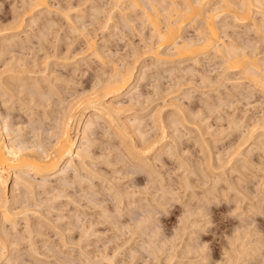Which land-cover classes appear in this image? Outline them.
Here are the masks:
<instances>
[{
  "label": "rangeland",
  "instance_id": "obj_1",
  "mask_svg": "<svg viewBox=\"0 0 264 264\" xmlns=\"http://www.w3.org/2000/svg\"><path fill=\"white\" fill-rule=\"evenodd\" d=\"M24 1L27 2V0H24ZM24 1L23 0H0V45L1 44L6 45L5 47L3 45L0 46V49H2L4 51L3 52L0 50V53H1V55H0V70L2 69L0 71V73L2 74L4 72L3 75H1L0 77H2V76H3L2 78H5L6 76L8 77L9 74H8V72H6V69H8L10 66L12 67L13 63L16 64V62H17L16 60L20 59L19 57H21L20 56L21 54H22V58H23V56L26 54V52L30 51L28 49V51H25L24 55H23L24 52H20V51H24V50H20V49H25L26 48L25 45H27L29 47V45L31 43H33L30 45V47H32V50L34 48L38 49V47L42 45L41 47H39L41 50L38 49L41 53L35 49L36 51L31 50L33 53L30 51L29 54L27 53L28 55L26 54L28 57L30 55V53L33 55L35 52L34 55H36V57H34V59L37 62L39 61V63H38L39 65L41 64L43 66V63L46 64L49 60H51V62H49L47 67H46V68L51 69V70H47V69L45 70V72L48 73V75H47L48 78L46 77V74H45V76H43L44 72H40L41 74H35V75H37V77H35V78H37L38 80L40 79L39 81L43 80V81H41V83L43 82L41 84V86H42L41 90L44 92L42 97L44 98L43 101L45 103L43 102L42 106L45 105L44 106L45 108L48 107L47 108L48 111H46L47 109H45V111H44L43 110L44 108L40 107L41 104L39 107H36L37 103L33 102L32 99L30 100V98H31L30 88L32 87V84L34 83L33 80L29 81L27 79V82L29 81L30 84L28 82V84H29L28 88H26L25 91L20 93L18 98H17V96H15L12 98V99L15 98L14 100L10 99L11 102H10V100H8V102H10V103H8V104L6 103V104H7V107L10 109L5 108V105L3 104V102H1V101H3V99L1 100L2 97H0L1 111L3 110V112L6 113V111H5V109H6L8 112L5 115L10 114L11 118H12V116H15L12 118L15 120H11V121H12V123L15 122V123H13V126L15 125L16 129L19 126H20V128L23 127L21 133H22V136L25 137L24 141L26 140V138L29 141L28 138L31 139L34 136V135H32V133H33L32 131H34V133L36 135L37 134L41 135L42 136V137L40 136L41 138L45 137L44 139L46 141L47 136L50 138V134L47 135L46 133H48V131L50 133L49 129L52 130L55 128V127H53V125L56 124L55 121L57 120L56 115H58V111L60 110L59 114H61V110L63 113L65 110L64 107L67 106L68 103H70V102H68L69 100L73 101L74 99L78 100V99L82 98V97H80V95H82V94L84 95V93H81V92L86 93L87 90H91V88L94 87L96 80L97 81L99 80L100 75L104 79L105 78L107 79L108 77H110L109 75L111 73L109 74L108 72L113 71L112 66L116 65L117 62L121 66H122V64H124L123 68L128 66V65L132 66V64L134 63V64H136L135 65L136 71H135V79H134L132 86L137 85L138 88L136 86L135 89L133 90V92H131V93L128 92L129 90L127 92L125 91L124 92L125 95L122 94V97H120L117 100L115 99V101H119L122 98L121 101H119V102H121V103L124 102L122 104L123 109L121 111L122 112L121 116L123 118H125L127 120L128 119L132 120L134 118H135V120L138 119V122L141 121V123H142L140 126L141 129L148 128V129H146L147 131H149L147 134L146 130L140 129L141 130L140 131V130H138L140 128L139 126H137V125L134 126L135 124L133 125L134 126L133 130L136 127L135 131H137L134 134V137H136L135 140L137 139L140 142V143L137 142V144L138 143H139V145L144 144L143 149H145V147H146L147 150L150 149L149 148L150 146L152 148L156 145L155 148H157V147H160L161 145H163L161 147L162 148L164 147L165 150L162 151L163 153L161 152L162 154H158L159 153L158 149L155 150L152 148L153 150L152 149H151V151L149 150L150 152H148L147 158H149L150 160H153V168H154L153 171H155V172L153 173V176H151L152 178L150 179L146 175L148 173L144 174L141 171V173L138 175L141 180L139 183L136 184L134 182V177L137 176L136 174L135 175L130 174L128 176L126 175V177L123 176V175H125L123 173H125L126 170H127V172H128V170H131V167L129 168V167H125L124 165H121L123 163L120 160H118L119 161L118 163L121 162L120 164H118V163H117L118 165L115 164L114 162L117 160L116 157L118 155L114 156V154H116L117 152L114 150H112V151H108V149H106L107 151L105 150V147H108L107 144L109 142H111L110 144H112V146H113V142L118 144V142L120 141L114 135L111 136V133L113 134L115 125H112L113 126L112 129L111 128L109 129L110 126H108L107 124L102 122L105 125H107L108 128L104 129L107 126L102 124L105 127L104 128L99 127L101 129L96 128L95 130L97 132L92 131L93 130L92 129V130H90L92 132L87 131L88 132V133H86L87 135H85L83 133L85 135V137L88 139L87 141H89L88 142L89 145L87 144L88 145L87 151H89V153H90L89 157L85 160V163L86 164L88 163L90 166L92 165V167L95 166L94 168H96V170L98 168L97 171H99V173L102 174L103 176H106L107 180H110L111 177L112 178L116 177V176L113 177L114 173H115V175L117 173L121 174V175L117 174V176H119V177H117L118 180H116L117 178H114L115 181L112 178H111V180L115 185L119 184L117 187H119V188L123 187L122 189L128 190L127 193L128 192L130 193V194H128L130 197L129 196H125V197H129L127 199L128 201L127 200L126 201H127V203L130 201L132 204L131 203H130V205L128 204L129 207H127V209L125 208V212L127 211L126 216L124 215L123 216L124 218H122L121 221H127L128 220L127 223L128 222L132 223L131 222L132 220H130V219L134 218L135 216H136V218H135L136 220H138V218L140 220V219L144 218V216L146 215L144 213H146V211H148V209H152L153 214L156 213L155 217H153L154 221H152V223L153 222L154 223L152 224L150 222L151 224H149V225H151V226H149V228H152V229H148V228L144 229L145 231L147 230L146 232H148V231H149V233L152 232L151 235L154 234V236L152 235V237H150V238L154 239L151 241H154V243H155V244L152 243V245H154V246H151L152 248L149 246L147 247V245H149L147 243L148 241L144 242L141 239H139L140 233L138 234V236L136 235V239H138V242H135V243L131 242V244L127 243V245H126V243H123V240H121L122 237L126 238V237L130 236V234H128L127 232H126L127 236H124V234H122L123 236L121 235L122 237L119 239L120 241L118 240L116 242L115 238L118 239V237H117L118 233H116V230L113 231L112 228L110 229L111 226H108V224H106V223L102 225V223H100V216L98 215V212H97V211H99L98 208L95 209V208H86L87 206L84 207V205L87 204V200L85 202L83 201V203H82V201L80 200L81 198L78 195L77 196L80 198L79 201H81L80 203L84 207L83 210L85 211V208H86V212H84V211L83 212L87 213V215H89L90 217L89 216L84 217V220H83V215L81 216V213H83V212H81L82 206L77 207V205H74L73 202H71V204H69L65 208V206L63 207V206L58 204L61 202L60 200H59L60 202L59 201H54V202H55V204L57 203V205H59L58 207H60L61 209L59 210V209H57L58 208L57 207L55 209V210H57L56 212L53 210L54 208L50 209V211H49L48 207H50V206L48 204H50V205L54 204V202L52 203V201L47 202L48 198H50V196H51V194H49L50 192L48 193L47 191H43L44 193H41L42 191L37 189L36 195L38 194L37 195L39 198L38 202H39V204L42 202L40 204V206H42L41 211L43 210L44 215L47 217L46 218L45 216H43V218L45 217V219H46V220H43L42 216H36L37 220H41V221L43 220L42 221L43 222V231L45 230V232H43L44 236L41 235L43 238L42 237L38 238V236H35V241L36 242L39 241V243H40L39 244L37 242V246L39 247V251L41 253V256L39 255V257H42V258H39L38 255H34L32 257V255L29 254L30 248H29V246H27V245H29V244H27L28 241L25 240V243L20 242L23 240L18 238L19 237L18 236V237H16L15 241L18 243V241L20 240L19 244H21L22 247H19V244L16 246H14V244H12L11 249H12L13 258L15 255H18V254L14 255V253H16V251L14 252V249L16 250V247H17V250H18L17 252L19 253V255L15 256V258L17 257L16 260L12 258L15 262L12 260L13 262H11V264L12 263L13 264H35V263L36 264H44V261H45V264L46 263L47 264H50V263L51 264H54V263L59 264L58 263L59 261H61L60 264H62V263L63 264H74V263L86 264L88 261L89 262L87 264H153V263H155L154 261L157 260L158 258H159L158 262L156 261L157 264H167V263L168 264H205L206 260H210V264H218V262H219V264H227L228 262H229V264L230 263L235 264L234 263L235 261H238L239 262L238 264H264V245H262V243L264 242V241L262 242V240H264L263 239L264 238V151H263L264 150L263 149L264 148V144H263V142H264V130H261V129H264V126L261 127L262 124L264 125V123H262V121L264 122V93L262 92V89L259 86L256 87V85H254L253 82H250V79L247 80L248 77L244 75L245 73L243 70H238V71H232L231 70L230 71L229 68L225 65L226 63L224 64L225 61L223 59H221V58H217V59L215 58L214 59V56L211 55L212 51L210 53H205V54L201 55V58L203 61H201L202 64L200 63V65L198 67L191 64L192 60H181V59H179V57L177 55V51L172 52L173 50H175L172 46H165L166 48L165 47L163 48L162 53L165 54L167 52L168 54L170 53L171 56L165 54L167 56H165V58H164V55H163L164 60H159L160 62L158 60H156L154 57H151L150 55L146 56V54H149V52L148 53H146V52L152 46L158 45L160 42L159 41L160 39H158V35H156V33H154V30L152 29V26H151V22L148 21V19L146 17H143L144 15L142 16V14H144V13L141 14L142 10L139 8L137 9V7L135 9V7L130 5V4H128V5L132 6V7L127 9V6H126L127 3H125V2H124L125 5L122 4L123 3L122 2L121 3L122 6H121V4L118 3L116 0H48L49 4L52 5V7L55 9V11H56V9H60V7H61V10H62V8H65V10H62V11L57 10L55 12L53 10V8H51L52 9L51 11H47L46 9H44L45 11L42 10L40 13L36 12L37 14L35 16H33L34 14H32V13H31L32 16H28V15L23 16V15H25L24 13H26L25 10H27L26 6H28V4H29V1L27 2V5L25 4L26 2H24ZM69 4H71V5H69ZM72 4H73V6H72ZM167 4H168V2H167ZM118 5H120V6H118ZM69 6L72 7L73 9H69ZM165 6H166V4H165ZM113 7H115V8H113ZM24 8H25V10L23 13L22 11ZM125 8H126V10H125ZM66 9L69 11H66ZM64 11L68 12L71 19L72 18L73 19L69 21V20H66L67 18L65 19L64 16L62 17V15L61 16L59 15V14H61L60 12L63 13ZM42 12L43 13L45 12L44 16H42V14H43ZM109 12H110V14H112L111 16L109 15ZM95 13H97V14H95ZM31 14H29V15H31ZM48 14L50 15V17ZM220 14H221V17H217L218 19L216 20L217 21L216 25L219 28L220 36H222L224 38L225 42L227 44H231V45L235 46L236 48L239 45L238 49H241V50L243 49V48H241V47H243V45L246 47L248 44H250V45H248V46H251L250 49L246 50L247 48H244L245 50L244 49L243 50L245 52L247 51L251 55L257 54V52L255 53L254 50H258L260 48V50H258L259 54H257V55H258V58H260V59L262 58V61L261 60L260 61L262 63H264V61H263L264 60V54H263L264 53V42L262 43L259 41L262 39V37L264 38V36H262V34H260V32L258 33L257 31H254L255 30L254 24H253L254 21L248 22L246 24V27H245V24H242L239 20L237 21V19H235L230 13L223 12ZM220 14H219V16H220ZM229 15H231V16H229ZM258 15L259 14H257V12L254 13V17L256 18L257 22L261 21L260 18L262 17L261 14L259 15L260 17ZM36 16L38 18H36ZM23 18H24V23L22 22V26L18 25V24H21V20H23ZM47 18L48 19L50 18L51 20L50 19L49 20L52 22L54 21V22L51 23ZM52 18L55 20H53ZM16 19L18 21L20 19V22H16L17 21ZM30 19L32 21H30ZM34 19L35 20L37 19L36 20L37 22ZM33 20H34V23H33ZM44 20H46V21H44ZM14 21L17 24H15ZM55 21L57 22V24ZM226 21L229 23H227ZM70 22H71V24H70ZM104 22H106V23L104 24ZM32 23H33V25H32ZM101 23H102V25L103 24L106 25L108 23L106 25L107 28L105 27L103 29L102 27L104 25L102 26ZM99 24H100V26H99ZM229 24H230V26H229ZM16 25H18V26H16ZM48 25H50L51 27H53V25H56L55 28L54 27L52 28V29H55L56 31L52 30V29H50V31H49L50 26H48ZM191 25H192V27L190 26V24H188L183 32L184 33L186 32V36H188V38H190V37L195 38L194 36H196V38H197V35H196L197 34V31H196L197 27L195 25H194L195 26L194 27L193 24H191ZM231 25L233 26V28ZM74 26H76V27H74ZM223 26L229 30H226ZM230 27H231V29H230ZM248 29H252V30L247 31ZM45 30H47L48 32ZM220 30H222V31H220ZM224 30H225V32L227 31V34L229 32V35L225 34ZM251 31H253V32H251ZM40 32H42V33L40 34ZM248 32H249V35H248ZM250 32H251L252 37L250 36ZM43 33H45V34H43ZM47 33H48V35H47ZM5 34H7V35H5ZM24 34H26V35L24 36ZM38 34L40 36L42 34L46 35V37L42 39V37L38 36ZM245 34L247 37L249 36L251 38H249V37L247 38L245 36ZM232 35L234 37H232ZM239 35L241 36V39H240ZM34 36H35V38H34ZM58 36H59V38H58ZM87 36L88 37L90 36L89 38H91V37L95 38L96 37V42H97L96 44L98 45V47H100V49H102L101 51L103 52V54L106 55V56L105 55L104 56L106 58H108L107 60H112V62L114 60V63L115 62L116 63L113 65L111 63V61L108 62L105 58H104V60H105V62L108 63V65H107V63L104 62V60L100 61V59H99V61H98V58H96L94 55H92L93 51H90L91 49H90V47H88L89 44L86 43V42H88ZM226 36L229 39H227ZM11 37L16 38L15 40H21L24 37H27V38L23 39L25 41L24 47L19 48L18 44H14L12 42V40H10ZM256 37L257 38L259 37L260 39L258 38V40H257ZM29 38H31L32 41L29 42L28 40H31ZM40 38L42 40H44L43 41L44 43L39 45V42L41 41ZM47 38H48V42H46ZM235 38L237 39V41L236 40H235V42L232 41V39H235ZM242 38H244L243 40L245 42L242 40ZM255 38H256L257 43H256V41L253 43ZM4 40H7L8 42L11 41L13 44L7 43ZM38 40H40V41H38ZM27 41H28V43L26 44ZM238 41L241 44H237ZM263 41H264V39H263ZM243 42L247 45H245ZM246 42H248V43H246ZM251 43L254 44L255 46L254 45L252 46ZM255 43L257 44V47H256ZM35 44H37L38 46H36ZM13 45H15L16 47ZM17 45H18V47H17ZM32 45H34L36 47H33ZM149 46H151V47H149ZM13 47L15 49H17L18 51L15 50V53H13L14 52ZM45 47H47V49H45ZM252 47H254V48L256 47V48L253 50ZM8 48H10L9 53L11 55L9 53H6V51H8L7 50ZM251 49L254 52L250 51ZM45 50L49 51L48 54H46L47 52ZM55 50H56L57 54L55 53ZM19 52L21 54H19ZM36 52L37 53L39 52V54L37 55ZM251 52H253V53H251ZM5 54H7V55H5ZM49 54H50V56L48 57ZM39 55L41 58L43 55H45L46 57L44 59V56H43V58L41 59L39 57ZM108 55L111 57L110 59H109ZM11 56H12V58L9 59L8 57H11ZM37 56L40 58V60ZM93 56H94V58H93ZM51 57H54L55 59L53 58V60H52ZM25 58H24V60H27L28 62L33 63V61H34L33 56L30 57L33 59L32 61L30 58H27V59H25ZM135 59H137L136 63H135V61H136ZM3 60H4V62L5 61H7V62H5V64H4ZM13 60L15 62L12 63L11 61H13ZM163 61H165V62H163ZM10 62H11V65H10ZM102 62H104V63H102ZM204 63H205V65H204ZM6 64L9 66H7ZM18 64L19 63L17 62L16 65H18ZM154 64H155V66H153ZM4 66H6V68H4ZM45 66L46 65H44V68H45ZM99 66H101V67L99 68ZM109 66H110V68H109ZM3 68H4V70H3ZM44 68L41 67L40 69L43 70ZM102 68H103V70H102ZM190 68L191 69L193 68V69L190 70ZM194 68H196V69H194ZM71 70L74 73H72ZM106 70H107V72H106ZM180 70H182V71H180ZM194 70H195V72H194ZM197 70H198V72H197ZM97 71H99V72H97ZM142 71H144V72H142ZM190 71H192L193 73ZM93 73H94V76H93ZM95 73H97V74H95ZM144 73L146 74L145 76L147 78L142 76V74L144 75ZM104 74L107 75V77ZM189 74H191V75H189ZM25 76H27V74H25ZM32 76H34V75H32ZM49 76H51V77L49 78ZM74 76H75V78H74ZM95 76H96V80H95ZM103 76H105V77H103ZM244 76L247 78H245ZM57 77H58V79H57ZM205 77H207V78H205ZM2 78H0V81L2 80ZM59 78H60V80H59ZM64 80L65 81L68 80V82H66V85H65ZM205 80L207 81V83ZM23 81L26 82V80H22L19 82V84H22ZM53 82L55 84H53ZM72 82L74 84H72ZM203 82H205V83H203ZM84 85H85V87H84ZM91 85H93V86H91ZM96 85L97 84H95V86ZM52 86L55 87V90H57V91L54 90L52 93H49V91H50L49 87L51 89ZM64 86H66V87H64ZM56 87L58 89H56ZM82 89H83V91H82ZM136 89H137V91H136ZM64 90H65V92H64ZM56 92H58V93H56ZM62 92H64V94ZM248 92L250 94H248ZM87 93H89V92H87ZM25 94H27V96ZM57 95H59V96H57ZM61 95H63V97ZM53 96H54V98H53ZM132 96H133V99H131ZM19 97H21V100L24 99L22 102L25 101V104H27L28 106L25 105L24 103L21 104L22 102H21ZM59 97H61V98H59ZM50 98L52 99L51 101H49ZM4 99H8V97L4 96ZM29 100H30V102H28ZM56 100H58V101H56ZM65 100L67 103L65 102ZM110 100H114V97L107 98V101H110ZM136 100H138V101H136ZM54 101H55V105H54ZM59 101H60V104L58 103ZM26 102H28V103H26ZM31 102H33V103L31 104ZM138 102H139V104H138ZM142 102H143V105H142ZM13 103H14V105H13ZM34 103L36 106L34 105ZM41 103H42V101H41ZM46 103H49V104L46 105ZM61 103H63V104L66 103V104H65V106H63V104L61 105ZM51 104L57 108H55L54 106H51ZM133 104H134V106H133ZM137 104H138V106H137ZM29 105H31V106H29ZM59 105H61V108L59 107ZM12 106H13L14 110H12L13 109ZM131 107H133V108H131ZM52 108H54L55 110ZM30 110L35 111V113L33 112L32 113L33 115H32ZM50 111L52 112V115H51ZM46 112H47V114H46ZM30 115H32V116H30ZM44 115H46V116H44ZM49 117H51V118H49ZM53 117L55 120H52ZM152 118L156 120V121L154 120V123L156 125L153 123ZM260 120H262V121H260ZM144 121H145L146 126L144 124ZM47 122H49V123H47ZM132 122H133V120H132ZM176 122H178V123H176ZM260 122H261V124H260ZM161 123H162L161 128L157 129V127H159V126H157V124L160 125ZM232 124L233 125L235 124L237 128L235 127V125L233 126ZM147 125H148V127H147ZM252 125H254V126L256 125V126L254 127ZM15 126H14V128H15ZM40 127L42 128V130L40 129L41 132L39 130ZM256 127H257L258 131H255V130L251 131V129H253V128L256 129ZM33 128L34 129L38 128L37 130H39V131L36 130L37 131V133H36V131L33 130ZM82 128H84V126ZM107 129H109L108 130L109 132L105 131ZM143 131H145V132H143ZM250 131L252 132L251 134L253 136L249 133ZM81 132H83V131H81ZM81 132L79 133V136H81L80 138H82L84 136L83 134H81ZM104 132L109 133L110 136L107 133L105 134ZM175 132L177 133L178 136L176 135ZM42 133L45 135H43ZM141 133H142V135L146 133L145 136L147 135L148 138L145 137L144 135L142 136ZM253 133H255V135ZM137 134H140V136L143 137V138H141L138 135L142 140H140V138L136 136ZM180 134H183V135H180ZM16 135H18V133ZM94 135H95V137H94ZM106 135H108V136H106ZM13 137L14 138L12 139V141H14V139L17 138V136H13ZM23 137H21V138L23 139ZM110 137H112V139ZM144 137H145V139H144ZM34 138H35V136L33 137V140H34ZM146 139L148 141H146ZM151 139H153L154 141L158 140V142L157 141L154 142ZM16 140H17V142L19 141L18 139H15V141ZM27 140H26V142H27ZM31 140H30V142L33 141V140L32 141ZM95 140H97V141L94 143L93 141H95ZM105 140H107L108 143ZM103 141H105V142H103ZM149 141H150V143H147ZM151 141H153V142L151 143ZM153 143H156V144H153ZM170 143H171V145H170ZM117 144H114V145H117ZM145 144H147L148 146H146ZM240 144H242V145H240ZM119 145H120V143H119ZM170 146H171L172 150L170 149ZM99 147H101V148H99ZM259 148H261L262 150H260ZM100 149L101 150L103 149L104 152H103V150L101 151ZM239 149H240V151H239ZM169 150L171 152L168 154ZM100 151L103 153H101ZM113 152H116V153H113ZM111 153H113V155ZM154 154H156V155L153 156ZM227 154H228V156H227ZM95 156H97V157H95ZM111 156L113 157L112 159H111ZM105 157H107V158H105ZM154 157H156V158H154ZM89 159H92V160H89ZM160 160L162 161V163H164V165L162 163H160ZM110 161L112 163H114L115 166L116 165L117 166L115 167L114 164L110 163ZM230 161H231V163H229ZM157 162H159V163H157ZM228 163H229V165H228ZM210 164H211V166H210ZM110 165H112L113 167H111ZM157 165H158V167H157ZM212 165H213V167H212ZM90 166H89V168H91ZM221 166H223V167H221ZM237 166H239V167H237ZM210 167H212V168H210ZM134 168L135 167H133L132 169H134ZM136 168L138 169V167H136ZM219 168H220V170H219ZM157 170H161L160 171L161 173L159 171L157 172ZM82 171H81V173L83 175H85L86 172H82ZM137 171H140V170H137ZM129 172H131V171H129ZM202 173L205 174L204 175L205 177L206 176L207 177L204 178ZM155 174H157V175L159 174L160 177H162L163 179H161L159 177V175L157 176ZM122 176L124 178H121ZM128 177H131V178H128ZM153 178H154V180H153ZM171 179H172V181L173 180L174 181L171 182ZM107 180L105 181V183H104V180H102V179H99V180L96 179L95 181H96V183H97V181L99 183H101L103 181L104 185H103V183L101 185L97 183V185H99L100 187L101 186L104 187L105 185L106 186H107V184L111 185V183H112V182H110L111 180L108 182H107ZM217 180L219 181V183ZM151 181L153 184L150 183ZM131 182L133 184L135 183V185L138 187L136 188L134 185H132ZM11 184L13 185V182L10 183L9 193L7 194V198L9 200L11 199V192H10L11 191L10 189L12 187ZM55 184L57 185V183H55V182H54V185L52 183L53 187L55 186ZM243 184H245V186ZM213 185H215V186H213ZM77 186H78V183H77ZM237 186H239V187H237ZM128 187H129V189H128ZM154 187L155 188L157 187V188L155 189ZM165 187H167V188H165ZM107 188H108V186H107ZM50 189H51L50 191L52 193L53 189L52 188H50ZM78 189H79V186H78ZM147 189H148V192H147L148 195L146 194ZM161 189L164 192L167 191L168 194H166L167 192L164 193ZM96 190H98V188ZM157 190H158V192H157ZM213 190H215V191H213ZM70 191H71V189H70ZM141 191L143 193H141ZM24 192H23V190L21 192V193H23L22 195H20V196H22V198L26 195ZM55 192L56 191H53V194ZM105 192H108V191L104 190V193H102V194L103 195L105 194L104 195L106 197L105 199L108 201L110 199V195L106 196ZM170 192H172V193H170ZM209 192L214 193V194H211ZM73 193H74V190H73ZM152 193H154L157 197ZM164 194L167 196H165ZM103 195L100 197L103 198L104 197ZM145 195H147V197ZM161 195H163V196L161 197ZM131 196H132V198H131ZM107 197H108V199H107ZM207 197H209V198H207ZM25 198L26 197H24V199ZM46 198H47V200H45ZM158 198H160V199L164 198V199L159 200ZM132 199L133 200L135 199V200L133 201ZM165 199H166V201L164 202ZM61 200H65V199H61ZM152 200H154V201H152ZM156 200L157 201L159 200V202L156 203ZM168 200H169V202H168ZM44 201H46L45 204L47 206L44 204ZM195 201H196V203H195ZM149 202H151V203H149ZM162 202H164L163 205H162ZM193 202H194V205H193ZM108 203H109V201L107 202V205H110L111 206L110 208L114 207L113 204H111V203L108 204ZM140 203H143V204H140ZM42 204H44V205H42ZM144 204H146V207H143V206H145ZM154 204H156V205H154ZM195 204H197L198 206ZM73 205L77 207V210H76V207H73ZM132 205H133V207H131ZM149 205H152V206H149ZM16 206L17 205H15V207ZM104 206H106V205H104ZM140 206H142L143 208ZM196 206L199 208L198 210H196L197 209ZM203 206H204V208H203ZM62 208H63V211H62ZM70 208L71 209L73 208L74 210L73 209L71 210ZM131 208H132V210H134V211H132L133 214L130 211ZM133 208H135V209H133ZM138 208H140V209H138ZM141 208H142V210H141ZM69 209H70V211H68ZM128 209H130V210L128 211ZM45 210H48V211H45ZM204 210H205V212H204ZM260 210H262L263 212ZM16 211H17V209H16ZM77 211H78V214L80 213V218H82V219H79V221L77 219L78 214L75 213ZM112 211L114 212V208ZM199 211H200V213H199ZM45 213L48 215H46ZM64 214H65V217L67 216V214L68 215L70 214V216H67V218H65ZM74 214H77V215H74ZM91 214H93V215H91ZM123 214H125V213H123ZM143 214H144V216H143ZM52 216L54 217L53 220L49 221L48 217H49V219H52ZM62 216L64 218H62ZM22 217L19 216V218L21 219L19 222V225L21 227L18 225L20 227V228L18 227V229L22 228L21 230H23V229L25 230V228H23L25 226L24 225L25 223H23V222H25V221L22 220L23 219ZM30 217L35 218L33 216V214H30ZM72 217H74V218H72ZM55 218L58 220H56ZM71 218H72V220H71ZM35 220L33 222H35ZM69 220H71V221H69ZM81 220H82V222H81ZM53 221H55L56 225H54ZM72 221H74V223ZM75 221L77 222V224L78 223L80 224V227H77L79 224L77 226H75V223H76ZM91 221L93 222L94 225L95 224L96 225L93 226ZM95 221H96V223H94ZM60 223L62 225H60ZM71 223L74 224V227H73V225H71ZM52 225H54V226H52ZM69 225L72 226V228L74 230L72 229V231H71L70 230L71 228ZM83 225L86 228L87 227L88 228L86 229ZM247 225H248V227H246ZM48 226L50 229L48 228ZM56 226H58V227L60 226V227L59 228L57 227L58 228L57 229ZM81 226H83V227H81ZM90 226L92 228L93 235L86 237L89 234V232H91V230L88 231ZM6 227H8V229L11 230L12 225L10 223H6ZM51 227H52V229H51ZM61 227L63 228L62 229L63 231L65 230L64 234H61V232L63 233V231L60 229ZM64 227H65V229H64ZM107 227H109V230ZM81 228L82 229L84 228V229L82 230ZM93 228L94 229L96 228L95 232H93ZM24 230H23V232H24ZM47 230H48V232H46ZM111 230L115 233H113ZM81 233L84 235L85 234H87V235L84 237V235H82ZM123 233H125V230ZM156 233H158V234H156ZM145 235L143 234V237L144 238L146 237V240H147L148 237H147V235L146 236ZM246 235L248 237H246ZM59 238H61V240H63V244ZM82 238H84V239L82 240ZM110 238H112L114 240H112ZM161 238L163 240H161ZM247 238H249V239H247ZM36 239H38V240H36ZM40 239H42V240H40ZM157 239H160V240H157ZM258 239L259 240L262 239V240L259 241ZM44 240H45V242H44ZM143 240H145V239H143ZM148 240L150 243L151 241L149 238H148ZM250 241H252V242H250ZM258 241H259V243H258ZM141 242H143V243H141ZM246 242L249 245L251 244L250 247H249V245L245 246ZM248 242H250V243H248ZM240 243L242 244L241 246H240ZM243 243H244V245H243ZM252 243H253V246H252ZM44 244H46L45 247L48 245L49 246L46 247V249H44ZM60 244H62V246ZM122 244H124V245H122ZM155 245H158V246H156V248H155ZM25 246H27L29 251L27 248H25ZM118 246H120V248H119L120 250H116V248H118ZM243 246L246 247L245 248L246 252H245V254L243 253L244 255L241 254V256H243V258H244V259L241 258V260H242L241 261L240 258H238V257H241V256H238L239 255L238 252L240 249L242 250V251L240 250L241 252H244ZM157 247H158V250H157ZM238 247H240V249ZM257 247H258V250H257ZM261 247H263V249H262L263 252L259 250V249H261ZM48 248H51V250H53L54 255L57 258L59 257L58 258L59 261L55 260L56 257H55V259H52V258H54V255L52 254L53 252L51 250H50L51 251L50 252ZM22 249H24V251ZM40 249L43 251L41 252ZM104 249H105V251H104ZM151 249H153V250H151ZM250 249H251V251H250ZM146 250H148V251H146ZM159 250H160V252H159ZM21 251H22V253H21ZM81 251H83V252H81ZM115 251H116V253L121 252L120 256L118 255L119 257L117 256V258H114V259H110L111 257L110 258L108 257L107 260H103L102 255L105 254V252H106V254H109V256L110 255L112 256V254ZM152 251L153 252L156 251L157 254L155 252H154L155 254L154 253L151 254ZM247 251H250V252H247ZM49 252H50V254H52L53 257L49 254ZM67 252H69V253H67ZM93 252H94V254H93ZM46 253L49 256L48 260L43 258V257H46V258L48 257V256H44V255H47ZM70 253H72L73 256L70 255ZM82 253H84V255ZM91 253H92V255H91ZM100 253H102V255ZM237 253H238V255H237ZM97 254H98V256H97ZM246 254H248V256H245ZM95 255L97 258L95 257ZM99 255H100V257H102V259L99 257ZM155 255L158 258L155 259ZM29 256H30V258H29ZM65 256L68 257L67 258L68 260L70 258L72 261L69 260L71 262H68L67 259L65 260ZM92 256H94V258ZM236 256H238L237 257L238 259L235 258ZM50 257H52L51 258L52 260H50ZM63 257H64V260L66 262L63 260ZM31 258H33V259H31ZM89 258L92 260L90 261ZM106 258H104V259H106ZM230 258L231 259L233 258V260H231ZM19 259H20V261H19ZM36 259H38V260H36ZM60 259H62V260H60ZM34 260H36V261H34ZM81 260L84 262H82ZM111 260H113V261H111ZM40 261H42V262L40 263ZM51 261H53V262H51ZM5 262H3L1 264H6Z\"/></svg>",
  "mask_w": 264,
  "mask_h": 264
},
{
  "label": "bare ground",
  "instance_id": "obj_2",
  "mask_svg": "<svg viewBox=\"0 0 264 264\" xmlns=\"http://www.w3.org/2000/svg\"><path fill=\"white\" fill-rule=\"evenodd\" d=\"M24 1V0H23ZM29 1V4H28V6H26V9L27 10H25V8L23 9V13H24V10H25V12L26 13H24L25 15H23V16H26V15H28V16H32V14H34L33 16H35L37 13L36 12H41L42 10H44V9H46L47 11H51L52 9L51 8H53L52 7V5L51 4H49V2H48V0H27V2ZM118 3H122V4H124L125 5V3H127V9L128 8H131L132 6H134L135 7V9H136V7H137V9L139 8V9H141L142 10V12H141V14L142 13H144V14H142V16L143 17H146L147 19H148V21H150L151 22V26H152V29L154 30V33H156V35H158V39H160L159 41V44L158 45H155V46H149V47H151L146 53H148L149 52V54H146V56H148V55H150L151 57H154L156 60H164V58H165V56H167V55H170L171 56V54L169 53H165V54H167V55H165L164 53H162V50H163V48L165 47V46H172L175 50H171L172 52H174V51H177V55H178V57H179V59H181V60H192V65H194V66H199L200 65V63H201V61H203L202 60V58H201V55H203V54H205V53H210L211 51H212V53H211V55H213L214 56V59L216 58H221V59H223L225 62H224V64L229 68V70L231 71H238V70H243L244 71V75L245 76H247V77H245V78H247V80L248 79H250V82H253V84L254 85H256V87H260L261 89H262V92L264 93V63H262L261 61H262V58L260 59V58H258V55L257 54H259L258 53V50H260V48L258 49V50H254L256 47H257V41H256V38H255V40L253 41V43L256 41V47L254 48V47H252L253 48V50L255 51V53L257 52V54H255V55H251V54H249L247 51V53L244 51L245 49L244 48H247L246 50H248V49H250V47L251 46H248V45H250V44H245L244 42V38H242V40L244 41L243 43L245 44V45H247L246 47L243 45V47H241V48H243L242 50L241 49H238V47H239V45L237 46V48L235 47V46H233V45H231V44H227L226 42H225V40H224V38L222 37V36H220V32H219V28L217 27V25H216V20L218 19L217 17H221V14L220 13H223V12H228V13H230L235 19H237V21L239 20L242 24H245V27H246V24L248 23V22H250V21H254L253 22V24H254V31H257L258 33L260 32V34H262V36H264V0H116ZM24 2H26V1H24ZM27 2L25 3L26 5H27ZM116 2V3H117ZM125 2V3H124ZM167 2H168V4H167ZM122 4H121V6H122ZM128 4H130V5H132V6H129ZM165 4H166V6H165ZM51 5V6H50ZM69 5H71V4H69ZM115 5V4H114ZM123 5V6H124ZM25 6V5H24ZM72 6H73V4H72ZM118 6H120V5H118ZM125 6V7H126ZM129 6V7H128ZM28 7V8H27ZM116 7V6H115ZM115 7H113V8H115ZM68 8V7H67ZM69 9H73L72 7H70L69 6ZM53 10L55 11V9L53 8ZM57 10H60V11H62V10H65V8H62V10H61V7H60V9H56V11ZM121 10V9H120ZM125 10H126V8H125ZM45 11V10H44ZM55 11V12H56ZM66 11H69V10H67L66 9ZM66 11H64L63 13L62 12H60L61 14H59L60 16L62 15V17L64 16V18L66 19V20H72L71 19V17H70V15L68 14V12H66ZM28 12V13H27ZM34 12V13H33ZM54 12V13H55ZM255 12H257V14H261V21H256V18L254 17V13ZM32 13V14H31ZM43 13V12H42ZM45 13V12H44ZM44 13L42 14V16H44ZM138 13V12H137ZM29 14H31V15H29ZM95 14H97V13H95ZM140 14V15H141ZM219 14H220V16H219ZM226 14V13H225ZM39 15V14H38ZM49 15V14H48ZM109 15L111 16L112 14H110V12H109ZM146 15V16H145ZM231 15H229V16H231ZM258 15V16H259ZM21 16V15H20ZM27 16V17H28ZM41 17V16H40ZM49 17H50V15H49ZM53 17V16H52ZM225 17V16H224ZM260 17V16H259ZM36 18H38L37 16H36ZM43 18V17H42ZM46 18V17H45ZM70 18V19H69ZM110 18V17H109ZM28 19V18H27ZM48 19V18H47ZM50 19V18H49ZM48 19V20H49ZM53 19V18H52ZM112 19V18H111ZM234 19V20H235ZM259 19V18H258ZM17 20V19H16ZM35 20V19H34ZM34 20H33V23H34ZM37 20V19H36ZM35 20V21H36ZM39 20V19H38ZM41 20V19H40ZM47 20V21H48ZM51 20V19H50ZM49 20V21H50ZM53 20H55V19H53ZM30 21H32L31 19H30ZM42 21V20H41ZM40 21V22H41ZM44 21H46V20H44ZM43 21V22H44ZM68 21V22H69ZM16 22H20V19H19V21L17 20ZM22 22L24 23V18H23V20H21V24H18V25H20V26H22ZM37 22V21H36ZM35 22V23H36ZM51 23H53L52 21H50ZM56 22V21H55ZM74 22V21H73ZM72 22V23H73ZM227 22V21H226ZM14 23H15V21H14ZM33 23H32V25H33ZM39 23V22H38ZM50 23V24H51ZM75 23V22H74ZM96 23V22H95ZM106 22H104V24H105ZM227 23H229V22H227ZM232 23V22H231ZM15 24H17V23H15ZM42 24V23H41ZM40 24V25H41ZM55 24V23H54ZM56 24H57V22H56ZM70 24H71V22H70ZM103 24V25H104ZM108 24V23H107ZM106 24V25H107ZM188 24H190V26L192 27V25L191 24H193V26L195 25L197 28V38H196V36H194L195 38H193V37H190V38H188V36H186V32L184 33L183 31H184V29L186 28V26L188 25ZM226 24V23H225ZM250 24V23H249ZM18 25H16V26H18ZM52 25V24H51ZM73 25V24H72ZM71 25V26H72ZM101 25H102V23H101ZM102 25V26H103ZM106 25H104L102 28L104 29L105 27L107 28V26ZM228 25V24H227ZM15 26V27H16ZM19 26V27H20ZM43 26V25H42ZM48 26H50V25H48ZM55 26L56 25H53V27L55 28ZM99 26H100V24H99ZM194 26V27H195ZM229 26H230V24H229ZM232 26V25H231ZM235 26V25H234ZM248 26V25H247ZM14 27V26H13ZM45 27V26H44ZM53 27H51L50 26V28H49V31H50V29H52ZM74 27H76V26H74ZM193 27V28H194ZM224 27V26H223ZM240 27V26H239ZM249 27V26H248ZM11 28V27H10ZM21 28V27H20ZM78 28V27H77ZM225 28V27H224ZM223 28V29H224ZM232 28H233V26H232ZM42 29V28H41ZM47 29V28H46ZM76 29V28H75ZM226 29V28H225ZM230 29H231V27H230ZM241 29V28H240ZM44 30V29H43ZM52 30H55V29H52ZM77 30V29H76ZM226 30H229V29H226ZM243 30V29H242ZM250 30H252V29H248L247 31H250ZM24 31V30H23ZM41 31V30H40ZM45 31H47V30H45ZM56 31V30H55ZM78 31V30H77ZM220 31H222V30H220ZM48 32V31H47ZM224 32H225V30H224ZM251 32H253V31H251ZM251 32H250V36H251ZM256 32V33H257ZM27 33V32H26ZM30 33V32H29ZM42 32H40V34H41ZM196 33V32H195ZM255 33V32H254ZM9 34V33H8ZM31 34V33H30ZM43 34H45V33H43ZM39 35L38 34V36H40V37H42V39L43 38H45L46 37V35ZM50 34V33H49ZM225 34H227V31L225 32ZM231 34V33H230ZM235 34V33H234ZM238 34V33H237ZM241 34V33H240ZM5 35H7V34H5ZM26 34H24V36H25ZM29 35V34H28ZM32 35V34H31ZM47 35H48V33H47ZM190 35V34H189ZM195 35V34H194ZM227 35H229V32H228V34ZM236 35V34H235ZM248 35H249V32H248ZM15 36V35H14ZM36 36V35H35ZM35 36H34V38H35ZM192 36V35H191ZM224 36V35H223ZM240 36V35H239ZM243 36V35H242ZM245 36H246V34H245ZM10 37V36H9ZM28 37V36H27ZM27 37H24L23 39H25V38H27ZM30 37V36H29ZM32 37V36H31ZM88 37V36H87ZM90 37V36H89ZM87 38V41L88 42H86L87 44H89V46L88 47H90V51H93V54L92 55H94L96 58H98V61H99V59H100V61H103L104 60V58L107 60L108 58H106L105 56V54H103V52L101 51L102 49H100V47H98V45L96 44L97 42H96V37L94 38V37H91V38ZM225 37V36H224ZM231 37V36H230ZM232 37H234L233 35H232ZM247 37V36H246ZM249 37V36H248ZM247 37V38H248ZM252 37V36H251ZM251 37H249V38H251ZM261 37V36H260ZM19 38V37H18ZM58 38H59V36H58ZM226 38L227 39H229L227 36H226ZM254 38V37H253ZM259 38V37H258ZM258 38H257V40H258ZM16 38H12L11 37V39L10 40H12V42L14 43V44H18L19 45V48H23L24 47V40L23 39H21V40H15ZM29 39H31V38H29ZM38 39V38H37ZM41 39V38H40ZM41 39V41L40 40H38V41H40L39 42V45L40 44H42V43H44L43 41L44 40H42ZM56 39V38H55ZM240 39H241V36H240ZM260 39V38H259ZM263 37H262V41L261 40H259L260 42H264L263 41ZM9 40V41H10ZM27 40V39H26ZM34 40V39H33ZM50 40V39H49ZM235 40L237 41V39L235 38V39H232V41H234L235 42ZM4 41H6L7 43H11V44H13L11 41L10 42H8L7 40H4ZM29 42L30 41H32V39L31 40H28ZM28 41L26 42V44L28 43ZM35 41V40H34ZM37 41V42H38ZM231 41V40H230ZM241 41V40H240ZM249 41V40H248ZM258 41V42H259ZM3 42V41H2ZM46 42H48V38H47V41ZM6 43V44H7ZM53 43V42H52ZM242 43V44H243ZM246 43H248V42H246ZM31 44H33V43H31ZM30 44V45H31ZM38 44V43H37ZM37 44H35L36 46H38ZM237 44H241V43H239V41H238V43ZM1 45H3V44H1ZM0 45V46H1ZM18 45H17V47H18ZM30 45H29V47H30ZM251 45L253 46L254 44H252L251 43ZM259 45V44H258ZM261 45V44H260ZM4 47L6 46L5 44L3 45ZM12 46V45H11ZM10 46V47H11ZM13 46H15V45H13ZM21 46V47H20ZM33 47H36V46H34V45H32ZM42 46V45H41ZM41 46H39V47H41ZM45 46V45H44ZM55 46V45H54ZM53 46V47H54ZM57 46V45H56ZM255 46V45H254ZM3 47V48H4ZM8 47V46H7ZM16 47V46H15ZM25 47L27 48H25V49H20V50H24V51H20V52H24L23 53V55L25 54V51H28V49L31 51L32 50V47H28L27 45H25ZM38 47V49L39 50H41L40 48ZM48 47V46H47ZM47 47H45V49H47ZM51 47V46H50ZM171 47V48H172ZM249 47V48H248ZM166 48V47H165ZM9 49L10 48H8L7 50L8 51H6V53H9L10 51H9ZM12 49V48H11ZM36 48H34L32 51H36V50H38V49H36ZM55 49V48H54ZM1 51H3L2 49H0ZM15 50L16 51H18L17 49H15L14 47H13V53H15ZM38 50V51H39ZM252 49L250 50V51H253ZM30 51H28V52H26V54L28 53L29 54V52ZM31 51V52H32ZM46 52V54H48V50H45ZM104 51V50H103ZM253 51V52H254ZM4 52V51H3ZM2 52V53H3ZM11 52V53H12ZM19 52V54H21ZM40 52V51H39ZM39 52L37 53V55L39 54ZM51 52V51H50ZM53 52V51H52ZM106 52V51H105ZM164 52V51H163ZM253 52H251V53H253ZM260 52V51H259ZM33 53V52H32ZM41 53V52H40ZM55 53H56V50H55ZM92 53V52H91ZM10 54V53H9ZM18 54V53H17ZM25 54V55H26ZM27 54V55H28ZM34 54H35V52H34ZM32 55L31 53H30V55L27 57V55L25 56H23V58H22V54L20 55L21 57H19L20 59L19 60H16L19 64L18 65H16L17 64V62H16V64L15 63H13V62H15L14 60L13 61H11L13 64V66L10 68H8V69H6V72H8V74H9V76L6 78H2V77H0V78H2V80L0 81V97H2L1 98V100L3 99V101H1V102H3V104L5 105V108H7V109H10V108H8L7 107V104L8 103H10L11 102V100L10 99H12L13 97H15V96H17V98H18V96H19V94L20 93H22L23 91H25L26 90V88H28V85L30 84V80H33L34 81V83L32 84V87L30 88V96H31V98H30V100L32 99V101L33 102H35V103H37V106L35 105V103H34V105L36 106V107H39L40 106V104H41V106L40 107H43L44 109V111H45V109H47L48 107H44V106H42V104H43V100H44V98L42 97V95H43V91L41 90V88H42V86H41V84L43 83H41V81H43V80H41V81H39L37 78H35V77H37V75H35V74H41L40 72H44V74H43V76H45V74H46V77L48 78V73L47 72H45V70L47 69V70H51V69H48V68H46L47 67V65H48V63L49 62H51V60H47L48 62L46 63V64H44L43 63V66L41 65H39L38 63H39V61L37 62L35 59H34V57H36V55ZM53 54V53H52ZM57 54V53H56ZM144 54V55H145ZM174 54V53H173ZM262 54V53H261ZM264 54V53H263ZM0 55H1V53H0ZM5 55H7V54H5ZM11 55V54H10ZM13 55V54H12ZM41 55V54H40ZM40 55H39V57H40ZM105 55V56H104ZM163 55H164V58H163ZM33 56V59H34V61H33V63H31V62H28L27 60H24V58L25 59H27V58H30V57H32ZM44 56V59H45V55H43ZM43 56H42V58H43ZM50 56V54L48 55V57ZM55 56V55H54ZM58 56V55H57ZM94 56H93V58H94ZM109 56V55H108ZM173 56V55H172ZM212 56V57H213ZM262 56V55H261ZM38 57V56H37ZM38 57V58H39ZM203 57V56H202ZM9 59L10 58H12V56L11 57H8ZM16 58V57H15ZM41 58V57H40ZM40 58H39V60H40ZM41 58V59H42ZM53 58L54 57H51V59L53 60ZM111 57L109 56V59H110ZM18 59V58H17ZM31 59V61L33 60L32 58H30ZM55 59V58H54ZM167 59V58H166ZM38 60V59H37ZM136 61H135V63L137 62V59H135ZM177 60V59H176ZM261 60V61H260ZM22 61V62H21ZM55 61V60H54ZM108 62L109 61H111V63L114 65L115 63H114V60H113V62H112V60H107ZM152 61V60H151ZM264 61V60H263ZM3 62H4V60H3ZM5 62H7V61H5ZM5 62H4V64H5ZM11 62H10V65H11ZM44 62V61H43ZM104 62H105V60H104ZM104 62H102V63H104ZM153 62V61H152ZM160 62V61H159ZM163 62H165V61H163ZM162 62V63H163ZM42 63V62H41ZM66 63V62H65ZM105 63H107V62H105ZM9 64V63H8ZM117 64H118V62H117ZM114 65V66H112L113 68V71H110V72H108L110 75V77H108L107 79L105 78H102L101 77V75L98 77L99 78V80L97 81L96 80V76H95V80H96V83L95 84H97L96 86H95V84H94V87H90L91 88V90H87V92H89V93H85V92H81V93H84V95L82 94V95H80V97H82V98H80V99H74L73 101H68V102H70V103H68L67 104V106H65V104L67 103L66 102V100H65V104H63V103H61V105L63 104V106H65L64 107V112L62 113V110H61V114H59V111H58V115H56L57 116V120L55 121V125H53V127H55L54 129H49L50 130V133H49V131H48V133H46L47 135H49L50 134V138L48 137H46V141H45V137L44 138H41L42 136L41 135H36L35 133H34V131H32L33 133H32V135H34L35 136V138H34V140H33V137L30 139V138H28L29 139V141L27 140V138H26V140H27V142H26V140L24 141V138L25 137H23L22 136V133H21V131H22V128L23 127H21L20 128V126L16 129V126H15V128H14V126H13V123H15V122H13L12 123V121L11 120H15V119H12L13 117H15V116H12V118L10 117L11 115L10 114H8V115H5V114H7V110L5 109V111H6V113L5 112H3V110L1 111V108H0V264L1 263H3V262H5L6 264H11V262H13L14 260L13 259H15L16 260V258H15V256H18L19 255V253L17 252L18 250H17V247H16V250L14 249V252L16 251V253H14V255L15 254H18V255H15L14 256V258H13V254H12V249H11V246H12V244H14V246H16V245H18L19 244V241H18V243L15 241V239H16V237H18V238H20L21 240H23V241H20V242H24L25 243V240H27L28 241V243L27 244H29V245H27V246H29V248H30V251H29V249L27 248V246H25V248H27L28 249V251L30 252H28L30 255H32V257L34 256V255H38V257H39V255L41 256V253H40V251H39V247L37 246V242L39 243V241H35V236H38V238L40 237H42L41 235H43L44 236V234H43V232H45V230L43 231V220H46L45 219V215H44V211L42 212L41 211V207L42 206H40V204L42 203H40L39 204V198H38V194L36 195V191H37V189L38 190H41L42 192L41 193H44L43 191H47L49 194H51V196H50V198H48V200H47V198L45 199V200H47V202L48 201H52V203L54 202V201H59L60 203H58L59 205H61V206H65V208H66V206H68L69 204H71V202H73V204L74 205H77V207H83V205L80 203L81 201H82V203H83V201L85 202L86 200H87V204H85L84 205V207L85 206H87L86 208H98V210L99 211H97L98 212V215L100 216V223H102V225L103 224H108V226H111L110 227V229L112 228V230L113 231H115L116 230V233H118L117 234V237H118V239L117 238H115V240H116V242L123 236L122 234H124V236H127L126 234L128 233V234H130V236L129 237H126V238H124V237H122V239L121 240H123V243H126V245H127V243H129V244H131V242L132 243H135V242H138V239H136V235L138 236V234H139V239H141L142 241H144V242H147L149 245H147V247L149 246V247H151V246H154V245H152V243H154V241H151V240H154V239H152V238H150V237H152V235L154 236V234H152L151 235V233L152 232H150L149 233V231L148 232H146L144 229L145 228H148V229H152V228H149V226H151V225H149V224H151L152 223V221H154L153 219V217H155V214H153V212H152V209H148V211H146V213H144V214H146L145 216H144V214H143V216H144V218H142V219H140L139 220V218H138V220H136L135 218H136V216L134 217V218H132V219H130V220H132L131 222L132 223H127V221H121L122 220V218H124L123 216L125 215L126 216V212H125V208L127 209V207H129L128 206V204L130 205V201L127 203V199L130 197L128 194H130L129 192L127 193V191L128 190H124V189H122L123 187H121V188H119V187H117L118 185H115L113 182H112V180H111V178H110V180H107V177L106 176H103L102 174H100L99 173V171H97L98 170V168H97V170H96V168H94V167H92V165L90 166L88 163L86 164L85 163V160L89 157V155H90V153H89V151H87V147H88V142L89 141H87L88 139L85 137V135H87L86 133H88L87 131H89V132H92V131H96L95 129L96 128H99V127H105V126H110L109 127V129L111 128L112 129V125H115V128H114V131H113V134L111 133V136L112 135H114L118 140H120L119 142H118V144L117 143H114L113 142V146H112V144H110L111 142H109L108 143V141L107 140H105L108 144V147H105V150L106 149H108V151H112V150H114V151H116V152H113V153H116V154H114V156H116V155H118L117 157H116V161L114 162L115 164H117L119 161L118 160H120L123 164H121V165H124L125 167H131V170H128V172H127V170H126V172L125 173H123V174H125V175H123V176H125L126 177V175L128 176V175H132V174H136L137 176L136 177H134V182L137 184V183H139L140 182V178H139V174L141 173V171H142V173H148V174H146L150 179L152 178L151 176H153V173L155 172V171H153V160H150L149 158H147V156H148V152H150L151 151V149L153 148V149H155V150H159V153L158 154H162L163 152V150H165V148L163 149L161 146H163V145H161L160 147H157V148H155V146L154 147H152L151 148V146L148 148L149 150H147L146 149V147H145V149H143V146H144V144L142 145V144H140L139 145V141L137 140H135V138L136 137H134V134L137 132V131H135V129H136V127L134 128V130H133V127L134 126H141V121L140 122H138V119L137 120H135V118L134 119H132L133 120V122H132V120H130V119H125V118H123L122 116H121V111H122V104L124 103V102H119V101H121V99L119 100V101H115V99L117 100V99H119L120 97H122V94H124L125 95V91L127 92L128 90V92L129 93H131V92H133V90L135 89V87L137 86H132V84H133V82H134V79H135V69H136V64H132V66H126V67H124L123 68V65L124 64H122V66L120 65V64H118V65ZM149 64V63H148ZM164 64V63H163ZM177 64V63H176ZM202 64V63H201ZM7 65V64H6ZM44 65H46L45 66V68H44ZM103 65V64H102ZM107 65H108V63H107ZM175 65V64H174ZM204 65H205V63H204ZM203 65V66H204ZM3 66V65H2ZM7 66H9V65H7ZM106 66V65H105ZM111 66V65H110ZM110 66H109V68H110ZM152 66V65H151ZM153 66H155V64L153 65ZM202 66V65H201ZM41 67H43L44 69L42 70V69H40ZM50 67V66H49ZM101 66H99V68H100ZM157 67V66H156ZM4 68H6V66H4ZM4 68H3V70H4ZM106 68V67H105ZM154 68V67H153ZM158 68V67H157ZM178 68V67H177ZM181 68V67H180ZM186 68V67H185ZM78 69V68H77ZM98 69V68H97ZM96 69V70H97ZM111 69V70H112ZM193 69V68H192ZM191 68H190V70H192ZM194 69H196V68H194ZM226 69V68H225ZM2 70V69H1ZM0 70V71H1ZM73 70V69H72ZM72 70H71V72H72ZM102 70H103V68H102ZM109 70V69H108ZM172 70V69H171ZM228 70V71H229ZM148 71V70H147ZM180 71H182V70H180ZM184 71V70H183ZM226 71V70H225ZM76 72V71H75ZM80 72V71H79ZM97 72H99V71H97ZM106 72H107V70H106ZM142 72H144V71H142ZM149 72V71H148ZM170 72V71H169ZM185 72V71H184ZM190 72H192V71H190ZM194 72H195V70H194ZM197 72H198V70H197ZM196 72V73H197ZM4 73V72H3ZM3 73L1 74L0 73V76L1 75H3ZM72 73H74V72H72ZM82 73V72H81ZM193 73V72H192ZM7 74V75H8ZM25 74H27V76H25ZM95 74H97V73H95ZM103 74V73H102ZM141 74V73H140ZM175 74V73H174ZM243 74V73H242ZM32 75H34V76H32ZM75 75V74H74ZM78 75V74H77ZM105 75V74H104ZM146 74L144 73V75L142 74V76L143 77H146L145 76ZM189 75H191V74H189ZM93 76H94V73H93ZM106 77H107V75H105ZM105 76H103V77H105ZM39 77V76H38ZM51 76H49V78H50ZM77 77V76H76ZM139 77V76H138ZM161 77V76H160ZM166 77V76H165ZM42 78V77H41ZM69 78V77H68ZM74 78H75V76H74ZM80 78V77H79ZM97 78V79H98ZM147 78V77H146ZM205 78H207V77H205ZM27 79L29 80L28 82H29V84H28V82H27ZM53 79V78H52ZM57 79H58V77H57ZM66 79V78H65ZM77 79V78H76ZM193 79V78H192ZM22 80H26V82L25 81H23V83L22 84H19V82L20 81H22ZM46 80V79H45ZM44 80V81H45ZM59 80H60V78H59ZM74 80V79H73ZM157 80V79H156ZM211 80V79H210ZM229 80V79H228ZM231 80V79H230ZM32 81V82H33ZM65 81V80H64ZM63 81V82H64ZM76 81V80H75ZM74 81V82H75ZM159 81V80H158ZM206 81V80H205ZM233 81V80H232ZM31 82V83H32ZM40 82V83H39ZM58 82V81H57ZM66 82H68V80H66L65 81V85H66ZM93 82V81H92ZM98 82V83H97ZM203 83H205V82H203ZM206 83H207V81H206ZM53 84H55L54 82H53ZM64 84V83H63ZM62 84V85H63ZM69 84V83H68ZM71 84V83H70ZM72 84H74L73 82H72ZM135 84V83H134ZM61 85V84H60ZM77 85V84H76ZM44 86V85H43ZM48 86V85H47ZM57 86V85H56ZM91 86H93V85H91ZM64 87H66V86H64ZM63 87V88H64ZM84 87H85V85H84ZM83 87V88H84ZM137 88H138V86H137ZM56 89H58L57 87H56ZM66 89V88H65ZM70 89V88H69ZM260 89V90H261ZM46 90V89H45ZM50 90V91H49ZM49 93H52L54 90H55V87H51V89H50V87H49ZM61 90V89H60ZM55 91H57V90H55ZM62 91V90H61ZM79 91V90H78ZM82 91H83V89H82ZM85 91V90H84ZM136 91H137V89H136ZM64 92H65V90H64ZM64 92H62L63 94H64ZM141 92V91H140ZM139 92V93H140ZM48 93V92H47ZM56 93H58V92H56ZM60 93V92H59ZM67 93V92H66ZM69 93V92H68ZM76 93V92H75ZM54 94V93H53ZM61 94V93H60ZM72 94V93H71ZM248 94H250L249 92H248ZM22 95V94H21ZM20 95V96H21ZM26 96H27V94H25ZM47 95V94H46ZM49 95V94H48ZM66 95V94H65ZM73 95V94H72ZM141 95V94H140ZM139 95V96H140ZM4 96H7L8 97V99H4ZM57 96H59V95H57ZM56 96V97H57ZM62 97H63V95H61ZM142 96V95H141ZM24 97V96H23ZM22 97V98H23ZM45 97V96H44ZM50 97V96H49ZM76 97V96H75ZM112 98V97H114V100H110V101H107V98ZM6 98V97H5ZM20 98V100H21V97H19ZM53 98H54V96H53ZM59 98H61V97H59ZM77 98V97H76ZM15 99V98H14ZM14 99H12V100H14ZM26 99V98H25ZM131 99H133V96L131 97ZM135 99V98H134ZM139 99V98H138ZM8 100H10V102H8ZM24 99H22L21 100V102L23 101ZM30 100L28 101V102H30ZM46 100V99H45ZM49 100V99H48ZM47 100V101H48ZM52 99L50 98V100L49 101H51ZM76 100V101H75ZM140 100V99H139ZM41 101H42V103H41ZM48 101V102H49ZM56 101H58V100H56ZM62 101V100H61ZM136 101H138V100H136ZM28 102H26V103H28ZM33 102H31V104L33 103ZM147 102V101H146ZM7 103V104H6ZM20 103V102H19ZM25 104V101L24 102H22L21 104ZM45 103V102H44ZM59 104H60V101L58 102ZM121 103V104H120ZM145 103V102H144ZM2 104V105H3ZM17 104V103H16ZM47 104H49V103H46V105ZM135 104V103H134ZM134 104H133V106H134ZM138 104H139V102H138ZM138 104H137V106H138ZM1 105V106H2ZM10 105V104H9ZM13 105H14V103H13ZM25 105H27V104H25ZM54 105H55V101H54ZM54 105H52L51 104V106H54ZM61 105H59V107L61 108ZM142 105H143V102H142ZM28 106V105H27ZM29 106H31V105H29ZM4 107V106H3ZM23 107V106H22ZM33 107V106H32ZM55 107V106H54ZM58 107V108H59ZM136 107V106H135ZM12 108H13V106H12ZM51 108V107H50ZM49 108V109H50ZM55 108H57V107H55ZM63 108V107H62ZM131 108H133V107H131ZM31 109V108H30ZM35 109V108H34ZM52 109H54V108H52ZM12 110H14V108L12 109ZM17 110V109H16ZM25 110V109H24ZM32 110V109H31ZM30 110V112H31V114L34 112L35 113V111H31ZM55 110V109H54ZM46 111H48V109L46 110ZM53 111V110H52ZM129 111V110H128ZM3 112V113H2ZM51 112V111H50ZM55 112V111H54ZM12 113V112H11ZM57 113V112H56ZM44 114V113H43ZM46 114H47V112H46ZM49 114V113H48ZM126 114V113H125ZM159 114V113H158ZM28 115V114H27ZM33 115V114H32ZM32 115H30V116H32ZM35 115V114H34ZM50 115V114H49ZM48 115V116H49ZM51 115H52V112H51ZM55 115V114H54ZM131 115V114H130ZM29 116V117H30ZM38 116V115H37ZM40 116V115H39ZM44 116H46V115H44ZM133 116V115H132ZM135 116V115H134ZM11 119H10V118ZM59 117V118H58ZM137 117V116H136ZM154 117V116H153ZM49 118H51V117H49ZM48 118V119H49ZM156 118V117H155ZM42 119V118H41ZM45 119V118H44ZM47 119V120H48ZM153 119V118H152ZM151 119V120H152ZM157 119V118H156ZM37 120V119H36ZM50 120V119H49ZM52 120H55L54 119V117H53V119ZM59 120V121H58ZM147 120V119H146ZM150 120V121H151ZM154 120L155 119H153V123H154ZM46 121V120H45ZM51 121V120H50ZM135 121V122H134ZM156 121V120H155ZM260 121H262V120H260ZM34 122V121H33ZM32 122V123H33ZM102 122H104L105 124H107V125H105L104 123H102ZM132 122V123H131ZM138 122V123H137ZM148 122V121H147ZM152 122V121H151ZM162 122V121H161ZM234 122V121H233ZM232 122V123H233ZM17 123V122H16ZM47 123H49V122H47ZM137 123V124H136ZM149 123V122H148ZM147 123V124H148ZM165 123V122H164ZM176 123H178V122H176ZM231 123V122H230ZM262 123H264L263 121H262ZM31 124V123H30ZM41 124V123H40ZM105 125V126H103V125ZM135 124V125H134ZM144 124H145V121H144ZM155 124V123H154ZM260 124H261V122H260ZM17 125V124H16ZM57 125V126H56ZM134 125V126H133ZM156 125V124H155ZM161 125H162V123L160 124V125H158L157 124V126H159V127H157V129H159V128H161ZM176 125V124H175ZM233 125V124H232ZM235 125V124H234ZM233 125V126H234ZM259 125V124H258ZM84 126V128H82ZM108 126L107 127H105L104 129H106V128H108ZM145 126H146V124H145ZM144 126V127H145ZM252 126H254V125H252ZM256 126V125H255ZM254 126V127H255ZM264 125L262 124V126L261 127H263ZM147 127H148V125H147ZM153 127V126H152ZM235 127H236V125H235ZM260 127V126H259ZM36 128V127H35ZM82 128V129H81ZM102 128V129H103ZM143 128V127H142ZM237 128V127H236ZM38 129V128H37ZM37 129H34L33 128V130H37ZM42 130V128L40 127L39 128V130ZM93 129V130H92ZM99 129H101V128H99ZM98 129V130H99ZM109 129H107V130H105V131H107V132H109L108 130ZM141 129V127L138 129V130H140ZM146 129H148V128H146ZM146 129H141V130H146ZM250 129V128H249ZM256 129H257V127H256ZM255 128H253V129H251V131L252 130H255V131H258V129L256 130ZM39 130H37V131H39ZM41 130H40V132H41ZM90 130H92V131H90ZM140 130V131H141ZM261 130H264V129H261ZM24 131V130H23ZM37 131H36V133H37ZM81 131H83V132H81ZM100 131V130H99ZM139 131V132H140ZM147 131V130H146ZM151 131V130H150ZM249 132L250 134L252 133V132ZM20 132V133H19ZM47 132V131H46ZM81 132V134H83L84 136L82 137V138H80L81 136H79V133ZM97 132V131H96ZM106 132V133H107ZM143 132H145V131H143ZM148 132L149 131H147V134H148ZM18 133V135H16ZM105 133V132H104ZM105 133V134H106ZM176 133V132H175ZM179 133V132H178ZM256 133V132H255ZM255 133H253L254 135H255ZM41 134V133H40ZM43 134V133H42ZM90 134V133H89ZM104 134V135H105ZM109 136H110V134L109 133H107ZM146 134V133H145ZM145 134H143L144 136H145ZM31 135V136H32ZM43 135H45V134H43ZM92 135V134H91ZM108 135H106V136H108ZM140 136V134H137L136 136L137 137H139ZM141 135H142V133H141ZM142 135V136H143ZM176 135H177V133H176ZM180 135H183V134H180ZM252 135V134H251ZM13 136H17V138H15V139H18L19 141L17 142V140L15 141V139H14V141H12V139L14 138ZM30 136V135H29ZM41 136V137H40ZM178 136V135H177ZM253 136V135H252ZM21 137H23V139L21 138ZM27 137V136H26ZM37 137V138H36ZM94 137H95V135H94ZM114 137V138H115ZM141 137V136H140ZM139 137V138H140ZM145 137H147V135L145 136ZM145 137H144V139H145ZM250 137V136H249ZM111 139H112V137H110ZM113 138V139H114ZM141 138H143V137H141ZM140 138V140H142ZM148 138V137H147ZM175 138V137H174ZM173 138V139H174ZM182 138V137H181ZM251 138V137H250ZM107 139V138H106ZM162 139V138H161ZM179 139V138H178ZM249 139V138H248ZM30 140L32 141V142H30ZM90 140V139H89ZM92 140V139H91ZM100 140V139H99ZM109 140V139H108ZM150 140V139H149ZM151 140H153V139H151ZM97 140H95V141H93L94 143L96 142ZM105 141H103V142H105ZM110 141V140H109ZM146 141H148L147 139H146ZM154 141V140H153ZM153 141H151V143L153 142ZM157 142H158V140H156ZM156 141H154V142H156ZM162 141V140H161ZM263 141V140H262ZM99 142V141H98ZM137 142H139L138 144H137ZM145 142V141H144ZM143 142V143H144ZM160 142V141H159ZM93 143V144H94ZM119 143H120V145H119ZM142 143V142H141ZM147 143H150V141L149 142H147ZM262 143V142H261ZM88 144V145H87ZM92 144V143H91ZM102 144V143H101ZM110 144V145H109ZM114 144H117V145H114ZM153 144H156V143H153ZM263 144H264V142H263ZM98 145V144H97ZM105 145V144H104ZM146 146H148L147 144H145ZM152 145V144H151ZM158 145V144H157ZM170 145H171V143H170ZM240 145H242V144H240ZM262 145V144H261ZM91 146V145H90ZM142 148H140V147ZM173 146V145H172ZM263 146V145H262ZM261 146V147H262ZM93 147V146H92ZM95 147V146H94ZM98 147V146H97ZM104 147V146H103ZM102 147V148H103ZM169 147V146H168ZM96 148V147H95ZM99 148H101V147H99ZM178 148V147H177ZM94 149V148H93ZM152 149V150H153ZM170 149L172 150V148H171V146H170ZM260 150H262L261 148H259ZM264 149V148H263ZM101 150V149H100ZM103 150V149H102ZM101 150V151H102ZM154 150V151H155ZM99 151V150H98ZM100 151V152H101ZM107 151V150H106ZM105 151V152H106ZM167 151V150H166ZM239 151H240V149H239ZM264 151V150H263ZM103 152H104V150H103ZM103 152H101V153H103ZM162 152V153H161ZM171 151L169 150V152H168V154L170 153ZM234 152V151H233ZM238 152V151H237ZM108 153V152H107ZM113 153H111L112 155H113ZM174 153V152H173ZM233 154V153H232ZM239 154V153H238ZM97 155V154H96ZM156 154H154L153 156H155ZM167 155V154H166ZM171 155V154H170ZM169 155V156H170ZM100 156V155H99ZM110 156V155H109ZM160 156V155H159ZM164 156V155H163ZM227 156H228V154H227ZM95 157H97V156H95ZM108 157V156H107ZM107 157H105V158H107ZM168 157V156H167ZM236 157V156H235ZM109 158V157H108ZM113 157L111 156V159H112ZM154 158H156V157H154ZM159 158V157H158ZM230 158V157H229ZM152 159V158H151ZM232 159V158H231ZM234 159V158H233ZM89 160H92V159H89ZM157 160V159H156ZM229 160V159H228ZM112 161V160H111ZM110 161V163L111 164H114V163H112ZM164 161V160H163ZM233 161V160H232ZM91 162V161H90ZM120 162V163H121ZM120 163H118V164H120ZM155 163V162H154ZM157 163H159V162H157ZM156 163V164H157ZM160 163H162V161L160 160ZM229 163H231V161L229 162ZM229 163H228V165H229ZM115 164H114V166H115ZM117 164V165H118ZM163 165H164V163H162ZM161 164V165H162ZM116 165V166H117ZM226 165V164H225ZM89 166L91 167V168H89ZM111 167H113L112 165H110ZM115 166V167H116ZM160 166V165H159ZM210 166H211V164H210ZM220 166V165H219ZM227 166V165H226ZM225 166V167H226ZM246 166V165H245ZM119 167V166H118ZM123 167V166H122ZM133 167H135L134 169H132ZM136 167H138V169L136 168ZM156 167V166H155ZM157 167H158V165H157ZM212 167H213V165H212ZM212 167H210V168H212ZM221 167H223V166H221ZM220 167V168H221ZM237 167H239V166H237ZM93 168V169H92ZM128 168V169H129ZM220 168H219V170H220ZM156 169V168H155ZM222 169V168H221ZM83 170V171H82ZM121 170V169H120ZM134 170V171H133ZM137 170H140V171H137ZM81 171L82 172H86V174L85 175H83L82 173H81ZM113 171V170H112ZM116 171V170H115ZM119 171V170H118ZM122 171V170H121ZM129 171H131V172H129ZM160 172L161 170H157V172ZM223 171V170H222ZM120 172V171H119ZM156 172V173H157ZM205 172V171H204ZM224 172V171H223ZM161 173V172H160ZM207 173V172H206ZM222 173V172H221ZM246 173V172H245ZM118 174V173H117ZM117 174L115 175V173H114V175H113V177L114 176H116V177H114V178H117V177H119V176H117ZM203 174V173H202ZM211 174V173H210ZM102 175V176H101ZM118 175H121V174H118ZM155 175H157V174H155ZM159 175V174H158ZM157 175V176H158ZM205 174H203V176H204ZM53 178H52V177ZM121 177V178H124V177ZM156 176V177H157ZM164 176V175H163ZM103 177V178H102ZM155 177V178H156ZM159 177H160V175H159ZM207 177V176H206ZM205 176H204V178H206ZM106 178V179H105ZM114 178H112L114 181H115V179ZM128 178H131V177H128ZM133 178V177H132ZM161 179H163L162 177H160ZM99 180V179H102V180H104V183H105V181L107 180V182L108 181H110V182H112L111 183V185H108L107 183V186H108V188H107V186L105 187H103V186H99V185H97V183L98 184H102L103 183V181L101 182V183H99L98 181H97V183H96V181L95 180ZM148 179V178H147ZM116 180H118V178L116 179ZM153 180H154V178H153ZM122 181V180H121ZM120 181V182H121ZM130 181V180H129ZM164 181V180H163ZM174 181V180H173ZM172 181V179H171V182H173ZM218 181V180H217ZM216 181V182H217ZM243 181V180H242ZM11 182H13V185H12V187H11V199L9 200L8 198H7V194L9 193V188H10V183ZM54 182L55 183H57V185L55 184V186L53 187V185H54ZM156 182V181H155ZM165 182V181H164ZM167 182V181H166ZM52 183H53V185H52ZM77 183H78V186H79V189H78V186H77ZM104 183H103V185H104ZM117 183V182H116ZM132 183V182H131ZM130 183V184H131ZM135 183L133 184L132 183V185H134L136 188L138 187V186H136L135 185ZM147 183V182H146ZM151 184H153L152 183V181L150 182ZM162 183V182H161ZM189 183V182H188ZM215 183V182H214ZM218 183H219V181H218ZM217 183V184H218ZM156 184V183H155ZM234 184V183H233ZM239 184V183H238ZM159 185V184H158ZM163 185V184H162ZM232 185V184H231ZM244 186H245V184H243ZM124 186V185H123ZM153 186V185H152ZM155 186V185H154ZM173 186V185H172ZM213 186H215V185H213ZM233 186V185H232ZM231 186V187H232ZM38 187V188H37ZM237 187H239V186H237ZM50 188H52L53 189V191H56L54 194H53V191H52V193H51V189ZM98 188V190H96ZM148 188V187H147ZM150 188V187H149ZM155 188V187H154ZM157 188V187H156ZM155 188V189H156ZM165 188H167V187H165ZM164 188V189H165ZM217 188V187H216ZM236 188V187H235ZM234 188V189H235ZM244 188V187H243ZM70 189H71V191H70ZM128 189H129V187H128ZM132 189V188H131ZM154 189V190H155ZM22 190H23V192L27 195H25L24 197H26L25 199H24V197L22 198V196H20V195H22L23 193H21L22 192ZM73 190H74V193H73ZM102 190V191H101ZM104 190L105 191H108V192H105L106 193V196L107 195H110V199L108 200L109 201V203H111V204H113V208H114V212L112 211L113 210V208H110L111 206L110 205H107V200L105 199L106 197L102 194V193H104ZM135 190V189H134ZM141 190V189H140ZM145 190V189H144ZM162 190V189H161ZM166 190V189H165ZM130 191V190H129ZM138 191V190H137ZM136 191V192H137ZM143 191V190H142ZM141 191V193H143ZM153 191V190H152ZM160 191V190H159ZM163 191V190H162ZM210 191V190H209ZM213 191H215V190H213ZM212 191V192H213ZM134 192V191H133ZM132 192V193H133ZM147 192H148V189L146 190V194H147ZM150 192V191H149ZM157 192H158V190H157ZM156 192V193H157ZM164 192V191H163ZM162 192V193H163ZM165 192H167V191H165ZM164 192V193H165ZM21 193V194H20ZM108 193V194H107ZM140 193V194H141ZM170 193H172V192H170ZM209 193H211V192H209ZM40 194V193H39ZM74 194V195H73ZM92 194V195H91ZM104 196L103 198L102 197H100V196H102V195ZM127 194V195H126ZM139 194V193H138ZM137 194V195H138ZM152 194H154V193H152ZM166 194H168V192L166 193ZM211 194H214V193H211ZM81 198H79L78 196ZM143 195V194H142ZM148 195V194H147ZM147 195H145L146 197H147ZM155 195V194H154ZM165 195V194H164ZM172 195V194H171ZM209 195V194H208ZM125 196H129V197H125ZM135 196V195H134ZM133 196V197H134ZM156 196V195H155ZM163 195H161V197H162ZM165 196H167V195H165ZM78 197V198H77ZM136 197V196H135ZM138 197V196H137ZM157 197V196H156ZM170 197V196H169ZM22 198V199H21ZM131 198H132V196H131ZM207 198H209V197H207ZM61 199H65V200H61ZM79 199L81 200V201H79ZM83 199V200H82ZM85 199V200H84ZM107 199H108V197H107ZM138 199V198H137ZM145 199V198H144ZM148 199V198H147ZM159 200H161V199H164V198H158ZM169 199V198H168ZM172 199V198H171ZM174 199V198H173ZM22 200V201H21ZM24 200V201H23ZM127 200V201H126ZM133 200V199H132ZM135 200V199H134ZM133 200V201H134ZM150 200V199H149ZM155 200V199H154ZM154 200H152V201H154ZM159 200L157 201L156 200V203L157 202H159ZM111 201V202H110ZM166 201V199L164 200V202ZM146 202V201H145ZM164 202H162V205H163V203ZM168 202H169V200H168ZM260 202V201H259ZM46 203V201H44V204ZM76 203V204H75ZM105 203V204H104ZM108 203V204H109ZM138 203V202H137ZM149 203H151V202H149ZM167 203V202H166ZM195 203H196V201H195ZM44 204H42V205H44ZM48 204V203H47ZM106 205V206H104V205ZM132 204V203H131ZM140 204H143V203H140ZM139 204V205H140ZM160 204V203H159ZM263 204V203H262ZM15 205H17L16 207H15ZM46 205V204H45ZM50 207H48L49 208V211H50V209H52V208H54L53 210L56 212L57 210H55L59 205H57V203L55 204V202H54V204L53 205H50V204H48ZM73 205V207H76V206H74ZM136 205V204H135ZM138 205V206H139ZM145 206H143V207H146V204H144ZM153 205V204H152ZM152 205H149V206H152ZM154 205H156V204H154ZM193 205H194V202H193ZM195 205H197V204H195ZM202 205V204H201ZM47 206V205H46ZM137 206V207H138ZM198 206V205H197ZM196 206V207H197ZM72 207V206H71ZM77 207H76V210H77ZM81 207V209H82V211L81 212H83L84 210V207L82 208ZM131 207H133V205L131 206ZM140 207H142V206H140ZM142 207V208H143ZM86 208H85V211L84 212H86ZM142 208H141V210H142ZM156 208V207H155ZM193 208V207H192ZM191 208V209H192ZM203 208H204V206H203ZM260 208V207H259ZM263 208V207H262ZM16 209H17V211H16ZM57 209H61L60 207H58ZM71 209V208H70ZM70 209L68 210V211H70ZM73 209V208H72ZM71 209V210H72ZM80 209V210H81ZM133 209H135V208H133ZM138 209H140V208H138ZM146 209V208H145ZM199 208L197 207V209L196 210H198ZM207 209V208H206ZM52 210V211H53ZM58 210V211H59ZM74 210V209H73ZM88 210V209H87ZM92 210V209H91ZM130 209H128V211H129ZM155 210V209H154ZM208 210V209H207ZM45 211H48V210H45ZM62 211H63V208H62ZM61 211V212H62ZM65 211V210H64ZM67 211V212H68ZM131 213H132V211H134V210H132V208H131ZM203 211V210H202ZM260 211H262V210H260ZM74 212V211H73ZM81 213V216L83 215V220H84V217H87V216H89V215H87V213ZM137 212V211H136ZM142 212V211H141ZM155 212V211H154ZM204 212H205V210H204ZM263 212V211H262ZM64 213V212H63ZM75 213H77L78 214V211L77 212H75ZM123 213H125V214H123ZM129 213V212H128ZM127 213V214H128ZM199 213H200V211H199ZM30 214H33V216L35 217V218H33V217H30ZM46 214V213H45ZM53 214V213H52ZM71 214V213H70ZM70 214L68 215L67 214V216H70ZM77 214H74V215H77ZM94 214V213H93ZM93 214H91V215H93ZM133 214V213H132ZM202 214V213H201ZM46 215H48V214H46ZM73 215V214H72ZM129 215V214H128ZM19 216H23L22 218V220H24L25 222H23V223H25L24 225V227L23 228H25V230H24V232H23V230H21V229H18V227L20 226L19 225V222H20V218H19ZM36 216H42V218H43V216H45L44 218H43V220L41 221V220H37L36 219ZM58 216V215H57ZM67 216L65 217V214H64V217L65 218H67ZM78 216V221H79V219H82V218H80V213L77 215ZM96 216V215H95ZM142 216V217H143ZM50 217V216H49ZM49 217H48V220L50 221H52L53 220V216H52V219H49ZM63 216H62V218H64ZM90 217V216H89ZM93 217V216H92ZM138 217V216H137ZM19 218V219H18ZM47 218V217H46ZM51 218V217H50ZM57 218V217H56ZM55 218V219H56ZM70 218V217H69ZM72 218H74V217H72ZM72 218H71V220H72ZM35 220V222H33L34 220ZM88 219V218H87ZM47 220V221H48ZM56 220H58V219H56ZM64 220V219H63ZM71 220H69V221H71ZM74 220V219H73ZM86 220V219H85ZM77 221V220H76ZM75 221V222H76ZM90 221V220H89ZM156 221V220H155ZM73 223H74V221H72ZM81 222H82V220H81ZM80 222V223H81ZM84 222V221H83ZM86 222V221H85ZM92 222V221H91ZM122 222V223H121ZM151 222V223H150ZM6 223H10L11 225H12V228H11V230H9L8 229V227H6ZM47 223V222H46ZM49 223V222H48ZM53 223H54V225H56V223H55V221H53ZM58 223V222H57ZM62 223V222H61ZM60 223V225H62ZM94 223H96V221L94 222ZM154 223V222H153ZM152 223V224H153ZM79 224V223H78ZM77 224V222L75 223V226H77L78 225ZM92 224H93V222H92ZM122 224V225H121ZM19 225V226H18ZM22 225V224H21ZM54 225H52V226H54ZM65 225V224H64ZM68 225V224H67ZM71 225H73V227H74V224H72L71 223ZM86 225V224H85ZM91 225V224H90ZM96 225V224H95ZM94 224H93V226H95ZM124 225V226H123ZM50 226V225H49ZM49 226H48V228H49ZM70 226V225H69ZM84 226V225H83ZM83 226H81V227H83ZM87 226V225H86ZM92 226V225H91ZM91 226L89 227V230L88 231H90L91 230V232H89V234L87 235V234H82V235H84V237L86 236V237H89V236H92L93 235V233H92V228H91ZM92 226V227H93ZM105 226V225H104ZM123 226V227H122ZM21 227V226H20ZM19 227V228H20ZM58 226H56V228H57ZM60 227V226H59ZM58 227V228H59ZM77 227H80V224L77 226ZM85 227V226H84ZM106 227V226H105ZM122 227V228H121ZM246 227H248V225L246 226ZM47 228V227H46ZM55 228V227H54ZM55 228V229H56ZM57 228V229H58ZM67 228V227H66ZM69 228V227H68ZM70 230L72 231V226H70ZM76 228V227H75ZM86 228V227H85ZM88 228V227H87ZM86 228V229H87ZM91 228V229H90ZM108 228V230H109V227H107ZM50 229V228H49ZM51 229H52V227H51ZM61 230L63 229L62 227L60 228ZM64 229H65V227H64ZM82 229V228H81ZM80 229V230H81ZM84 229V228H83ZM82 229V230H83ZM96 229V228H95ZM94 228H93V232H95L96 230H95ZM122 229V230H121ZM67 230V229H66ZM74 230V229H73ZM98 230V229H97ZM111 230V231H112ZM124 230H125V233H123L124 232ZM59 231V230H58ZM63 231V230H62ZM112 231V232H113ZM123 231V232H122ZM46 232H48V230L46 231ZM64 232H65V230L63 231V233L61 232V234H64ZM84 232V231H83ZM86 232V231H85ZM127 232V233H126ZM248 232V231H247ZM87 233V232H86ZM113 233H115V232H113ZM46 234V233H45ZM48 234V233H47ZM143 234L145 235H147V237L150 239V243H149V240H148V238H147V240H146V237L144 238L143 237ZM156 234H158V233H156ZM247 234V233H246ZM81 235V236H82ZM116 235V234H115ZM114 235V236H115ZM119 235V236H118ZM122 235V236H121ZM145 235V236H146ZM151 235V236H150ZM248 235V234H247ZM246 235V237H248ZM47 236V235H46ZM143 238H142V237ZM83 237V236H82ZM141 237V238H140ZM240 237V236H239ZM37 238V237H36ZM43 238V237H42ZM62 238V237H61ZM61 238H59L60 239V241H62V244H63V240H61ZM138 238V237H137ZM163 238V237H162ZM161 238V240H163ZM241 238V237H240ZM262 238V237H261ZM49 239V238H48ZM84 238H82V240H83ZM110 239H112V238H110ZM143 239H145V240H143ZM194 239V238H193ZM247 239H249V238H247ZM264 239V238H263ZM36 240H38V239H36ZM40 240H42V239H40ZM81 240V239H80ZM112 240H114V239H112ZM111 240V241H112ZM157 240H160V239H157ZM251 240V239H250ZM259 240V239H258ZM260 240H262V239H260ZM259 240V241H260ZM94 241V240H93ZM120 241V240H119ZM167 241V240H166ZM257 241V240H256ZM259 241H258V243H259ZM264 240H262V242H263ZM44 242H45V240H44ZM43 242V243H44ZM90 242V241H89ZM115 242V243H116ZM159 242V241H158ZM194 242V241H193ZM250 242H252V241H250ZM250 242H248V243H250ZM254 242V241H253ZM56 243V242H55ZM114 243V242H113ZM141 243H143V242H141ZM264 243V242H263ZM262 243V245H264ZM40 244V243H39ZM48 244V243H47ZM62 244H60L61 246H62ZM91 244V243H90ZM146 244V243H145ZM155 244V243H154ZM164 244V243H163ZM21 244H19V247H22V245L20 246ZM26 245V244H25ZM45 245L46 244H44V249H46V247H48V246H46L45 247ZM104 245V244H103ZM122 245H124V244H122ZM165 245V244H164ZM242 244L240 243V246H241ZM243 245H244V243H243ZM248 246L249 244H247V242L245 243V246ZM251 245V244H250ZM250 245H249V247H250ZM261 245V246H262ZM52 246V245H51ZM66 246V245H65ZM145 246V245H144ZM156 246H158V245H155V248H156ZM245 246H243L244 247V252H241L242 250L240 249V247H238L240 250H239V255H238V253H237V255L238 256H241V254L242 255H244L245 254V252H246V247ZM252 246H253V243H252ZM256 246V245H255ZM58 247V246H57ZM64 247V246H63ZM242 247V248H243ZM59 248V247H58ZM62 248V247H61ZM115 248V247H114ZM120 248V246H118V248H116V250H120L119 249ZM152 248V247H151ZM160 248V247H159ZM248 248V247H247ZM19 249V248H18ZM43 249V248H42ZM43 249V250H44ZM49 249V251L51 250V248H48ZM60 249V248H59ZM83 249V248H82ZM81 249V250H82ZM154 249V248H153ZM153 249H151V250H153ZM249 249V248H248ZM247 249V250H248ZM262 249H263V247H261V249H259L260 251H262ZM20 250V249H19ZM23 251H24V249H22ZM26 250V249H25ZM41 250V249H40ZM43 250H41V252L43 251ZM93 250V249H92ZM99 250V249H98ZM149 250V249H148ZM148 250H146V251H148ZM157 250H158V247H157ZM257 250H258V247H257ZM52 252H53V250H51ZM50 251V252H51ZM68 251V250H67ZM73 251V250H72ZM86 251V250H85ZM97 251V250H96ZM95 251V252H96ZM103 251V250H102ZM104 251H105V249H104ZM107 251V250H106ZM250 251H251V249H250ZM250 251H247V252H250ZM20 252V251H19ZM50 252H49V254H50ZM70 252V251H69ZM69 252H67V253H69ZM81 252H83V251H81ZM80 252V253H81ZM87 252V251H86ZM109 252V251H108ZM118 252V251H117ZM150 252V251H149ZM155 253H156V251H154ZM153 251L151 252V254L152 253H154ZM159 252H160V250H159ZM254 252V251H253ZM263 252V251H262ZM21 253H22V251H21ZM20 253V254H21ZM48 253V252H47ZM46 253V254H47ZM73 253V252H72ZM72 253H70V255H72L73 256V254ZM98 253V252H97ZM104 253V252H103ZM154 253V254H155ZM236 253V252H235ZM244 253V254H243ZM28 254V255H29ZM53 255H54V252L52 253ZM52 254H50L51 256H52ZM83 255H84V253H82ZM93 254H94V252H93ZM96 254V253H95ZM101 255H102V253H100ZM112 254V253H111ZM120 254H121V252H119V253H116V251L112 254V256L110 255L109 256V254H106V252H105V254H103L102 256H103V260H107L108 259V257L110 258V259H114V258H117V256L119 255L120 256ZM150 254V253H149ZM157 254V253H156ZM234 254V253H233ZM250 254V253H249ZM27 255V254H26ZM63 255V254H62ZM76 255V254H75ZM81 255V254H80ZM91 255H92V253H91ZM232 255V254H231ZM44 256H48V254L47 255H44ZM64 256V255H63ZM71 256V257H72ZM97 256H98V254H97ZM118 256V257H119ZM238 256H236L235 258H237ZM245 256H248V254H246ZM250 256V255H249ZM37 257V258H38ZM53 257V256H52ZM52 257H50V260H52V259H55V255H54V258H52ZM80 257V256H79ZM93 258H94V256H92ZM91 257V258H92ZM95 257H96V255H95ZM99 257H100V255H99ZM107 257V258H106ZM234 257V256H233ZM13 258V259H12ZM19 258V257H18ZM22 258V257H21ZM20 258V259H21ZM29 258H30V256H29ZM39 258H42V257H39ZM44 259H46V260H48L49 259V256L46 258V257H43ZM52 258V259H51ZM59 258V257H58ZM57 257H56V259L55 260H58L59 261V259H58ZM62 258V257H61ZM68 257L67 256H65V260L67 259ZM84 258V257H83ZM97 258V257H96ZM101 259H102V257H100ZM104 258H106V259H104ZM156 258H158L156 255H155V259ZM238 258H240V260H241V258H243V256H241V257H238ZM237 258V259H238ZM20 259H19V261H20ZM31 259H33V258H31ZM76 259V258H75ZM90 259V258H89ZM88 259V260H89ZM159 259V258H158ZM158 259L157 260H155L154 262L156 263V261L158 262ZM231 259V258H230ZM244 259V258H243ZM13 260V261H12ZM36 260H38V259H36ZM36 260H34V261H36ZM49 260V261H50ZM60 260H62V259H60ZM63 260H64V257H63ZM64 260V261H65ZM68 260V259H67ZM69 260H71L70 258H69ZM68 260V262H71V261H69ZM84 260V259H83ZM87 260V261H88ZM92 259H90V261H91ZM231 260H233V258L231 259ZM63 261V262H64ZM82 261V260H81ZM111 261H113V260H111ZM235 261V260H234ZM233 261V262H234ZM242 261V260H241ZM15 262V261H14ZM33 262V261H32ZM38 262V261H37ZM42 261H40V263H41ZM51 262H53V261H51ZM66 262V261H65ZM76 262V261H75ZM82 262H84V261H82ZM89 262V261H88ZM87 262V263H88ZM198 262V261H197ZM17 263V262H16ZM35 263V262H34ZM59 264L61 263V261H59L58 262ZM81 263V262H80ZM86 263V264H87ZM155 263H153V264H155ZM170 263V262H169ZM199 263V262H198ZM235 264H238L239 262L238 261H235L234 262ZM13 264V263H12ZM36 264V263H35ZM44 264H45V261H44ZM47 264V263H46ZM51 264V263H50ZM55 264V263H54ZM57 264V263H56ZM63 264V263H62ZM74 264H76V263H74ZM157 264V263H156ZM168 264V263H167ZM227 264H229V262L227 263ZM231 264V263H230Z\"/></svg>",
  "mask_w": 264,
  "mask_h": 264
},
{
  "label": "clouds",
  "instance_id": "obj_3",
  "mask_svg": "<svg viewBox=\"0 0 264 264\" xmlns=\"http://www.w3.org/2000/svg\"><path fill=\"white\" fill-rule=\"evenodd\" d=\"M205 264H210V260H206ZM218 264H219V262H218Z\"/></svg>",
  "mask_w": 264,
  "mask_h": 264
}]
</instances>
